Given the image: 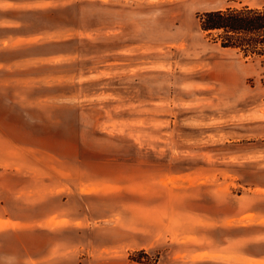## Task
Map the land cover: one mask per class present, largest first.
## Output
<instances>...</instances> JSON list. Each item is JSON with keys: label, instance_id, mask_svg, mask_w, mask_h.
Masks as SVG:
<instances>
[{"label": "rangeland", "instance_id": "rangeland-1", "mask_svg": "<svg viewBox=\"0 0 264 264\" xmlns=\"http://www.w3.org/2000/svg\"><path fill=\"white\" fill-rule=\"evenodd\" d=\"M255 2L157 4L137 34L93 18L43 44L42 64L0 67V264L29 263L37 214L99 223L119 202H170L204 236L250 235L264 252V57L221 47L196 18Z\"/></svg>", "mask_w": 264, "mask_h": 264}, {"label": "crops", "instance_id": "crops-1", "mask_svg": "<svg viewBox=\"0 0 264 264\" xmlns=\"http://www.w3.org/2000/svg\"><path fill=\"white\" fill-rule=\"evenodd\" d=\"M207 1L210 0H0V67L42 64L45 58L52 57L38 53L43 44L66 41L82 31L81 36L87 35V25L93 18L110 16L116 19L117 33L126 28L137 34L141 27L148 32L154 29L157 4L173 2L174 8L181 9ZM256 1L254 7H264V1ZM208 10L214 9L204 11ZM143 206L137 202L112 204L100 215L99 223L87 217L62 221L37 214L35 228L26 229L30 237L27 240L35 244L26 250L28 264H127L129 252L138 249L158 251L156 264H188L187 259H198L193 264H264V252L247 249L246 244L255 241L250 235L204 236L203 218L198 214L189 223L186 210L177 211L170 202ZM37 207V211L50 209ZM211 218L212 227L217 228L219 218ZM263 219L259 216L258 222L252 220V224L262 227ZM23 221L21 227L31 225ZM85 230L98 235L88 237ZM257 241L264 244V238Z\"/></svg>", "mask_w": 264, "mask_h": 264}, {"label": "trees", "instance_id": "trees-1", "mask_svg": "<svg viewBox=\"0 0 264 264\" xmlns=\"http://www.w3.org/2000/svg\"><path fill=\"white\" fill-rule=\"evenodd\" d=\"M196 18L200 30L221 47L264 57V7H226L199 12ZM128 260L129 264H156L158 255L138 249L129 253Z\"/></svg>", "mask_w": 264, "mask_h": 264}]
</instances>
